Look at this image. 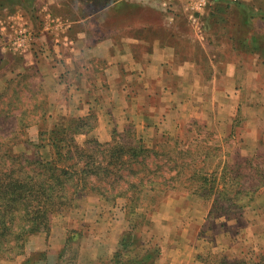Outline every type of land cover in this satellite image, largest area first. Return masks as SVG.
I'll return each instance as SVG.
<instances>
[{
  "label": "rangeland",
  "instance_id": "374dc122",
  "mask_svg": "<svg viewBox=\"0 0 264 264\" xmlns=\"http://www.w3.org/2000/svg\"><path fill=\"white\" fill-rule=\"evenodd\" d=\"M197 2L175 0V10L172 11L180 17L179 27L185 34H191L190 22L201 25L206 44L204 47L198 46L190 37L174 38L173 42L180 52L188 57L193 53L198 55L201 59L199 65L206 74L209 59H214L213 54H220L217 60L223 70L234 59L243 68L249 67V56L241 53L236 56L233 48V41H236L242 47L238 50L252 52L255 61H261L255 64V68L264 69V65L261 66L264 64V11L257 12L256 9H264V0H204L200 8ZM237 3L253 5L255 14L248 18L250 22L247 28L244 21L246 10L243 6L241 9L235 8ZM123 7L124 11H136L133 6ZM176 8L180 11L186 8L196 16L189 22L186 15L176 11ZM138 12V20H126L125 26L147 23L158 29V36L161 35L159 12L144 9ZM250 35H254L256 42L248 41L247 46L245 40ZM38 51L51 55L47 50ZM263 73L259 71V75H253L254 78L252 75H234L237 76L234 83L237 91H233L234 85L230 84L227 76L218 75L222 78L218 79L217 86L230 90H221L222 95L216 96V104H213L214 88L209 86L212 75H199V80H194V75V78H189L191 83L182 88L181 84L187 83L191 75L185 76L180 83L178 79L173 91V108L177 112L169 115L156 131L146 135L139 133L144 136L141 138L147 147L156 146L173 158L177 150L187 151V172H192L197 166L205 168L206 173H211L209 179L215 177L220 188L232 189L233 194L238 190L244 191L237 199L241 204L251 199L248 208L222 213L215 208L212 199L188 193L191 190L188 181L191 180L185 178L180 181L183 184L177 181V188L168 190L159 202H154L158 198L150 194L133 212L125 209L123 199L111 202L87 194L67 212L52 216L48 232L29 236L23 254L14 259L0 257V264H130L140 259L145 264H155L161 254L169 257L171 250L181 253L187 249L186 246L199 264H219L222 260L232 264L241 261L255 263L264 259ZM197 81L201 82L202 88L193 85ZM40 85V80L32 75L7 81L5 87L8 88L0 94V143L3 150L7 143L18 142L13 128L21 134L18 117L23 110H34L35 98L44 101V104H40L41 108L47 109V97L42 94ZM233 98L241 102L237 112H229L227 106L233 103ZM247 100H253L252 105L255 106L250 112L245 108ZM201 108L204 110L202 116L198 114ZM225 108H228V112H225ZM35 113H30V120L38 119L41 127L46 129L52 126V121H42L37 115L34 116ZM204 116L209 120H205ZM123 121L117 127L113 125V136L118 141L128 142L131 131H135L139 137L133 122L130 119ZM217 121L222 123L221 128ZM218 129L222 134L221 144L215 141ZM35 130L27 129L28 137L31 131V135H36ZM14 149L21 150L20 146ZM42 152L47 155L49 150L45 148ZM205 153L210 157L207 162L203 160ZM163 161L159 164H163ZM251 188L256 191L244 196ZM233 194L228 197L231 199ZM125 231H131V242L126 251H121L117 241ZM167 250L168 254L165 253ZM151 251L157 253L151 254Z\"/></svg>",
  "mask_w": 264,
  "mask_h": 264
},
{
  "label": "crops",
  "instance_id": "0c3cea01",
  "mask_svg": "<svg viewBox=\"0 0 264 264\" xmlns=\"http://www.w3.org/2000/svg\"><path fill=\"white\" fill-rule=\"evenodd\" d=\"M124 5L133 6L136 11H124ZM174 5L175 0H0V94L7 81L35 76L48 102L43 121L61 126L71 118L95 113L97 124L91 135L99 142H109L113 125L117 127L124 119L133 122L138 135L159 129L169 115L177 112L173 108V91L178 79L180 83L187 75H191L188 79L195 75L194 80H199V75H212L209 86L214 88L216 104L221 90H230L217 86L222 78L218 75L227 76L234 85V75L254 78L264 71L255 68L261 61H255L254 54L246 51L240 53L249 56V67L243 68L234 59L223 70L217 60L220 54H213L206 74L198 55H184L173 42L174 38L190 37L194 44L205 46L201 25L190 22L196 13L176 8L189 19L191 34H185L179 27L180 17L172 11ZM139 9L159 12L161 35L147 23L125 26L126 20H138ZM17 33L32 34L31 42L14 49L10 39ZM234 45L238 48L237 42ZM38 50H47L51 55ZM238 52L235 51L236 56ZM189 83L190 79L181 88ZM193 85L202 88L200 81ZM233 89L237 91L235 85ZM231 101L227 105L229 112H237L241 102L234 98ZM246 102L245 108L250 112L255 107L253 100ZM203 111L199 109L198 114L202 116ZM216 123L221 128L222 123ZM40 126L33 124L28 128L36 129V135H31L32 131L29 134L32 141L38 140ZM218 132L215 141L221 144L220 129ZM187 249L181 253L171 250L169 257L161 254L155 264H199Z\"/></svg>",
  "mask_w": 264,
  "mask_h": 264
},
{
  "label": "trees",
  "instance_id": "16d2710c",
  "mask_svg": "<svg viewBox=\"0 0 264 264\" xmlns=\"http://www.w3.org/2000/svg\"><path fill=\"white\" fill-rule=\"evenodd\" d=\"M234 6L237 9L243 6L246 10L244 21L247 28L248 18L255 14L253 5L237 3ZM256 9L257 12L264 11L262 7ZM245 41L247 46L248 41L256 42L254 35ZM239 48L242 47H234L238 53L243 52ZM41 103L44 101L35 98L34 110H23L17 116L22 132L18 133L15 128L13 132L18 142L7 143L4 150L0 143V153L3 151L0 154L1 258L14 259L23 254L29 236L48 232L52 216L67 212L87 194L111 202L123 199L125 209L133 212L150 194L158 198L154 202H159L168 190L177 188L178 182L183 184L180 181L185 178L191 180L188 181L191 189L188 193L212 199L215 208L222 213L250 206L251 199L244 204L237 199L244 191L238 190L233 194L232 189L220 188L215 177L209 179L211 173H206L205 168L197 166L192 172H187L185 157L188 152L185 150L176 149L178 153L173 158L156 146L147 147L135 131H131L128 142L118 141L115 136L109 142H99L91 135L97 124L95 113L84 118H71L66 124L53 125L49 129L40 126L38 140L32 141L27 129L33 124L39 125V122L38 119L30 120L29 116L36 112L34 116L43 121L46 109L41 108ZM16 146L21 150L16 151ZM45 148L49 150L47 155L42 152ZM209 158L205 153L203 160L207 162ZM160 161L163 164H159ZM193 161L196 162L195 159ZM255 191V188L248 189L244 196ZM230 194H233L231 199L228 197ZM130 237L131 231L121 235V251L129 247ZM144 262L140 259L130 264ZM219 264L232 263L222 260ZM233 264H264V259L255 263L241 261Z\"/></svg>",
  "mask_w": 264,
  "mask_h": 264
},
{
  "label": "built area",
  "instance_id": "2783aa9c",
  "mask_svg": "<svg viewBox=\"0 0 264 264\" xmlns=\"http://www.w3.org/2000/svg\"><path fill=\"white\" fill-rule=\"evenodd\" d=\"M204 0H198L197 7L200 8L203 4ZM32 34L29 33H17L11 39L10 42L13 44L14 49H20L24 47L26 44L31 42Z\"/></svg>",
  "mask_w": 264,
  "mask_h": 264
}]
</instances>
